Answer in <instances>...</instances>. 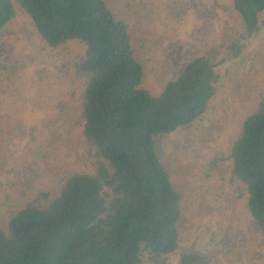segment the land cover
Masks as SVG:
<instances>
[{
  "label": "trees",
  "instance_id": "1",
  "mask_svg": "<svg viewBox=\"0 0 264 264\" xmlns=\"http://www.w3.org/2000/svg\"><path fill=\"white\" fill-rule=\"evenodd\" d=\"M230 2L234 13L223 15L228 30L244 32V40L263 30L264 0ZM18 8L50 47L73 41L86 47L74 69L88 79L74 102L81 136L95 155L90 172L67 176L56 195L48 188L31 193L0 221V264H167L193 211L162 159L161 139L205 115L217 94L218 63L195 54L156 93L145 85L147 68L129 23L106 0H0V34ZM232 49L236 57L242 51L240 44ZM19 61H5L0 74L21 95ZM3 127L0 121V134ZM223 156L232 179L247 189V210L264 240V97ZM211 261L202 252L180 258Z\"/></svg>",
  "mask_w": 264,
  "mask_h": 264
},
{
  "label": "rangeland",
  "instance_id": "2",
  "mask_svg": "<svg viewBox=\"0 0 264 264\" xmlns=\"http://www.w3.org/2000/svg\"><path fill=\"white\" fill-rule=\"evenodd\" d=\"M106 1L130 25L150 90L160 92L195 54L218 63L217 94L205 115L161 139L162 159L193 211L181 222L183 241L167 264H180L189 252L205 253L211 264H264V240L249 216L247 189L232 179L225 167L231 161L223 156L264 97V28L245 40L244 32L228 30L223 15L234 13L231 0ZM233 44L242 47L238 57ZM85 50L78 41L50 47L20 8L0 34V66L14 57L26 66H18L21 95L0 74L1 222L31 193L48 188L56 195L67 176L92 169L95 148L78 127L88 78L74 69ZM217 159L220 169L212 164Z\"/></svg>",
  "mask_w": 264,
  "mask_h": 264
}]
</instances>
